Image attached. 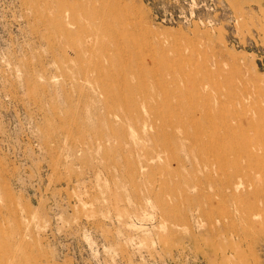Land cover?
<instances>
[{
    "label": "rangeland",
    "instance_id": "rangeland-1",
    "mask_svg": "<svg viewBox=\"0 0 264 264\" xmlns=\"http://www.w3.org/2000/svg\"><path fill=\"white\" fill-rule=\"evenodd\" d=\"M217 95L264 109V0H0V264H264V178L198 191Z\"/></svg>",
    "mask_w": 264,
    "mask_h": 264
},
{
    "label": "bare ground",
    "instance_id": "bare-ground-1",
    "mask_svg": "<svg viewBox=\"0 0 264 264\" xmlns=\"http://www.w3.org/2000/svg\"><path fill=\"white\" fill-rule=\"evenodd\" d=\"M106 4H107V2H106ZM117 8L119 9L120 5L115 4L113 12H116L118 10ZM122 12H123V10H122ZM128 18H130V16H128ZM138 27H140V26H138ZM148 35H149V33H148ZM148 35L146 37H148ZM119 43H121V42H119ZM120 54H122V53L120 52ZM152 63H154V62L152 61ZM98 79H99V77H98ZM137 91H139V90H137ZM214 91H215V89H214ZM225 92H226V90H225ZM228 97H230V96L228 95ZM202 98H204V96ZM223 98H221L220 95H217V97L215 99L216 103H214V104L207 102L208 98L206 99V103L204 104L200 115L198 116V118L195 117L198 120V124L196 127V131H193L195 133V135L193 134L194 139H192L191 135H188L189 139H191L194 142V144L197 146L198 152H199L198 154H200V160L198 162H200V164H199L200 167L203 168L202 172L204 173V178H205L204 180L206 181V186L204 188L202 186L201 188H199L198 191L200 192L199 194H201L200 196L204 197V201L207 203L206 208L209 211L214 210V208H215L214 206H217L214 203L217 199L216 197L220 196V194L216 193V190H215L216 186L218 185V181L220 182V180L218 178V172L219 171H223V173H224L225 170H227L229 167L234 166V169H235L234 171L236 172L235 174L237 176H242L241 175L242 173H240L241 171L239 172L240 161H245L246 166L250 171L255 172L256 174H260V176L264 178V109H263V107L261 105L258 106V104H257L255 107L251 108V110H250L251 112L249 115H247V116L244 115L245 117L243 116L244 118H241L242 117L241 114H239L241 116L238 117L237 115H234V112L231 110L232 109L231 106L233 104V103H231V99L226 98V97H225V99H223ZM249 100L252 101L251 99H249ZM253 101H254V99H253ZM251 103H252L251 105L254 106L253 105L254 103L253 102H251ZM249 105H250V103H249ZM248 107H251V106H248ZM246 111L248 112V110H246ZM235 112H236V110H235ZM193 122H191V123H193ZM194 124H195V122H194ZM192 127L193 126H191V128ZM186 140H187V138H186ZM189 170L190 171H188V172H191V168ZM240 170H242V169H240ZM243 170H244V166H243ZM245 171L248 172L247 170H245ZM243 175H245V174H243ZM194 177H196V176H194ZM222 177H224V176H222ZM248 177H249V175H248ZM240 178H242V177H240ZM231 180H229V181H228V179L224 180L223 185L227 186L228 189L237 191V194L239 192V194H242L243 197H246L243 195L245 193H243L241 190V189H246V187L244 185L245 183L242 182L241 180H239V181L236 180L237 182H235V181L232 182ZM251 180H253V179H251ZM197 181H198V179H197ZM186 183H187L188 188L185 191V195H186L187 200L190 201L191 200V196L189 194V189L191 187L190 173L187 177ZM197 183H199V182H197ZM197 183H195V181H194V185H198ZM221 183H219V184L221 185ZM230 192H232V191H230ZM234 194H235V192H234ZM239 194H238V196L240 197L241 195H239ZM198 197H199V195H198ZM203 197H201V198H203ZM234 199H235V197H234ZM229 202H230V200H229ZM231 202H233V201H231ZM199 209H200V211H198V213H200L199 214L200 217L205 218V220L210 221L211 223H214V221H216V220H214L215 216L213 217L211 212L210 213L207 212L206 209L204 208V206L203 207L201 206V208H199ZM222 210H224V209H222ZM214 212H216V211H214ZM222 215H223V213H222ZM223 218H225V217H223ZM222 220H218V221H222ZM209 223L207 222V224H209ZM213 228H214V226H213Z\"/></svg>",
    "mask_w": 264,
    "mask_h": 264
}]
</instances>
